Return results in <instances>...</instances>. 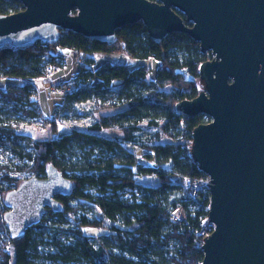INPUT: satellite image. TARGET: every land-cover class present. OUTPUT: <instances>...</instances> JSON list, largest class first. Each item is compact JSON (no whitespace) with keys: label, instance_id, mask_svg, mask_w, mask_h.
Segmentation results:
<instances>
[{"label":"trees","instance_id":"16d2710c","mask_svg":"<svg viewBox=\"0 0 264 264\" xmlns=\"http://www.w3.org/2000/svg\"><path fill=\"white\" fill-rule=\"evenodd\" d=\"M23 9L17 0H0V15ZM62 49L74 51L76 58L85 61L74 79L81 87L76 94L89 98L100 93L104 102L96 108L125 109L102 117L87 131L63 135H59L56 120L46 119L54 123V136L29 142V153L15 149L26 142L25 136L18 133L20 125L1 115L0 147H9L27 163H0V264H38L40 259L52 264H202L204 238L199 232L208 219L210 193L202 190L197 199H192L185 177H205L191 156L192 133L210 119L204 115L181 116L175 105L197 98L204 90L200 68L210 59L185 34H171L155 43L142 22L117 30L112 44L66 31L50 44L38 42L21 49L5 46L0 50V78L19 82L0 88V103L5 104L0 114L7 111L29 121L43 119L37 89L30 81L47 78L52 66L65 68V58L59 55ZM118 52L134 61L154 60L158 65L155 79H147L151 68L146 65L129 68L107 62L92 70L96 65L94 54ZM116 81L123 84L113 87ZM60 87L67 90L64 97L76 96H69L67 84ZM108 131L119 136L110 137ZM165 137L172 143L163 144ZM125 146L136 147L137 152L131 154ZM140 157L155 164L148 165ZM50 165L73 182L69 196L56 197L63 206L57 216L70 227H48L56 216L49 211L41 224L12 239L5 223L9 209L4 201L24 181L13 174L45 178ZM65 169L69 175L63 172ZM143 175H155L159 185L141 186L137 177ZM179 205L186 212V220L174 224L171 213ZM84 206L94 211L93 221L86 216L78 218ZM86 228L104 229L102 238L109 240L119 254L88 235ZM44 232L49 240L44 239ZM61 234H69L75 241L66 243ZM44 245L51 247L47 253L40 251Z\"/></svg>","mask_w":264,"mask_h":264},{"label":"water","instance_id":"95a60500","mask_svg":"<svg viewBox=\"0 0 264 264\" xmlns=\"http://www.w3.org/2000/svg\"><path fill=\"white\" fill-rule=\"evenodd\" d=\"M23 10L0 15V50L56 42L61 32L112 44L124 26L142 22L155 43L185 34L213 59L202 64L204 90L175 105L181 116L204 115L192 133L191 156L209 179L202 264H264V0H17ZM186 17L188 27L176 14ZM73 182L56 167L5 197L12 239L60 213L57 196Z\"/></svg>","mask_w":264,"mask_h":264},{"label":"rangeland","instance_id":"374dc122","mask_svg":"<svg viewBox=\"0 0 264 264\" xmlns=\"http://www.w3.org/2000/svg\"><path fill=\"white\" fill-rule=\"evenodd\" d=\"M117 54L118 55H113L111 57V59L113 60L112 62H117V61L121 62L120 60L123 59V55L125 56L123 52H118ZM212 59L213 57L210 58V60ZM81 60H82L81 57L76 58L75 62L77 63H75V65L78 69L83 65L80 63ZM109 62L111 63V61ZM125 63L130 66H132L134 63H136V65L138 64L137 61L131 60L130 58H126ZM155 63L156 62H154L153 60H147L141 64V65H146L151 68L148 78H147L149 81H152L155 79V70H156ZM103 64H105V62L102 60H99V62H96V65H97L96 68H99ZM66 69L67 67L65 66V68L59 69V71L61 72ZM69 75H70L69 81L66 83H57V84L54 83L53 84L52 82L51 83L48 82L49 83L48 84L47 81L44 79H40L36 82L37 84L36 100L39 102V106L41 107L43 111V114H44L43 119L29 121L28 119H22L19 115H14V114L12 115L8 113L7 111H4L3 113L0 114V117L2 115L6 118H9L11 121L19 124L20 129L18 133L24 135L26 138V142L22 143V147L15 148L17 151H25L26 153H29L32 151L28 146L29 142L35 141V140H43V139L52 138L54 136L53 134L54 133L53 132L54 123H50V121L56 120L55 125H56L57 130L59 131V135H63L65 133H69L74 130L87 131L94 122L100 121L102 117L121 112L122 110L125 109V107L116 108V109L96 108L98 105L103 104L104 102L102 94L100 93L94 94V95H91L89 98H86L84 97V95L79 94V93L76 94L75 91H78L81 88L79 85H76L74 83V79L77 74L70 73ZM64 84H67V87L69 88V93H70L69 96L73 93H75L76 96H71L68 98V97L58 95V94H54L52 92L54 88L58 86L60 87ZM4 106H5L4 103H0V108ZM62 107H65V108L62 110ZM46 119H50V121ZM108 135L110 137L119 136V134L116 133L115 131H108ZM162 143L163 144L172 143V140L168 137H165L162 139ZM125 149H127L131 154H135L137 152L136 147L125 146ZM139 159L144 161L148 165L155 164L150 161L148 162L147 160L144 159V157H140ZM0 163L10 164V165L12 164L13 165H23L24 163H27V161L26 160L22 161L14 153V150L10 149L9 147H0ZM63 172L67 175L70 174L68 170L66 169ZM13 175L20 177L24 180H27L33 176L28 173H21V174L15 173ZM137 181L141 186L157 187L159 185L158 178L155 175L138 176ZM92 193L95 196H97V193L95 191H92ZM54 214L56 216L53 219V221L47 223L48 227L59 226L65 230L70 227L69 222L67 221L62 222L61 219H59V217L57 216L58 215L57 212H54ZM47 215L48 214H46V216ZM80 216H86L91 221L95 219L94 211L88 206H84L81 208L78 218ZM118 224H121V221H119ZM85 232L88 235L95 236L96 239L100 243L103 242L109 248V250L113 252L114 254H119V251L110 244L109 240H104L105 238H102L101 235L104 232V229L95 231V230H90L86 228ZM43 237L45 240H49L48 233L44 232ZM59 237L61 238L62 241L66 243H73L75 241L74 238L69 234H61ZM173 246H174V243H173ZM50 249H51L50 246L44 245L40 248V251L41 253H47ZM37 262L38 264H52V262L47 261L45 259H40ZM77 264H85V263H77Z\"/></svg>","mask_w":264,"mask_h":264},{"label":"crops","instance_id":"0c3cea01","mask_svg":"<svg viewBox=\"0 0 264 264\" xmlns=\"http://www.w3.org/2000/svg\"><path fill=\"white\" fill-rule=\"evenodd\" d=\"M60 56L64 57L65 58V61H66V67L67 69L64 70V71H59L51 80H47V78H43L44 80L48 82H52L53 84H57V83H66L69 81V74L70 73H75V74H78L79 73V70L80 68L78 69L75 65V62L76 61V53L72 50H66V49H62L60 50V53H59ZM113 55H118L117 53H113L111 55H106V54H94L93 55V58L95 59L96 62H99V60H102L104 61L105 63L106 62H109L111 61V63H115V64H125L127 65L129 68H135V67H138V66H141L142 63H144L145 61H137L138 64L136 65V63H134L132 66L128 65L125 63V59L127 58L126 56L123 55V59L120 60L121 62H112L113 60L111 59V57ZM120 56V55H119ZM78 61V60H77ZM154 61V60H153ZM142 62V63H141ZM155 62V61H154ZM96 66H94L92 68L93 71H95L96 69ZM155 67L157 68L158 65L157 63H155ZM96 68V69H95ZM77 76V75H76ZM75 76V77H76ZM40 80V79H33L31 80L30 82L36 87L37 89V84L36 82ZM19 82L18 80H15V79H11V78H0V88H5L8 84H11V83H17ZM49 84V83H48ZM123 83L121 81H116L113 83V87H119L121 86Z\"/></svg>","mask_w":264,"mask_h":264},{"label":"built area","instance_id":"2783aa9c","mask_svg":"<svg viewBox=\"0 0 264 264\" xmlns=\"http://www.w3.org/2000/svg\"><path fill=\"white\" fill-rule=\"evenodd\" d=\"M81 64H84V59L81 60ZM59 71L57 66H52L47 75V79H52L56 73ZM54 94H58L61 96H65L67 94V90L63 87H56L52 90ZM210 179L205 175L204 178H200L197 180H192L189 177H185L186 187L190 189V197L192 199H197L198 194L202 190H208ZM209 191V190H208ZM129 197V196H127ZM171 222L174 224H181L186 220V212L182 206H177L171 213ZM214 230V225L211 224L208 219L203 223L202 230L199 232V235L203 238L206 237L207 234L212 233Z\"/></svg>","mask_w":264,"mask_h":264},{"label":"flooded vegetation","instance_id":"af4514ba","mask_svg":"<svg viewBox=\"0 0 264 264\" xmlns=\"http://www.w3.org/2000/svg\"><path fill=\"white\" fill-rule=\"evenodd\" d=\"M148 1H150V0H148ZM150 2H152V3H160V0H156V1H150ZM176 11V14L183 20V22H184V24L186 25V26H188V27H191L192 26V24L191 23H188L187 22V20H186V17H185V15L183 14V13H181L180 11H177V10H175ZM176 34V33H175ZM165 39V38H164ZM163 39V40H164ZM195 42V41H194ZM197 43V42H196ZM197 44H199V43H197ZM200 45V44H199ZM206 55H207V57L210 59V58H212V55H211V53H206ZM209 61V60H208Z\"/></svg>","mask_w":264,"mask_h":264}]
</instances>
